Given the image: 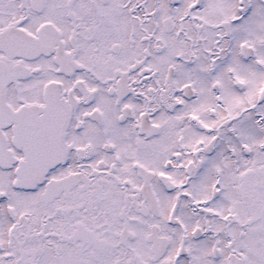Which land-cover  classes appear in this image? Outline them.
<instances>
[{
  "label": "snow or ice",
  "instance_id": "6c2138e0",
  "mask_svg": "<svg viewBox=\"0 0 264 264\" xmlns=\"http://www.w3.org/2000/svg\"><path fill=\"white\" fill-rule=\"evenodd\" d=\"M0 264H264V0H0Z\"/></svg>",
  "mask_w": 264,
  "mask_h": 264
}]
</instances>
